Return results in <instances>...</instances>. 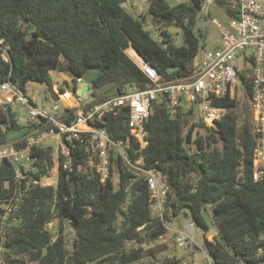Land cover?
<instances>
[{"label": "trees", "instance_id": "1", "mask_svg": "<svg viewBox=\"0 0 264 264\" xmlns=\"http://www.w3.org/2000/svg\"><path fill=\"white\" fill-rule=\"evenodd\" d=\"M124 1L0 0V83L11 80L27 93L30 82L46 84V93L57 100L50 74L57 69L75 81L84 78L91 103H96L124 83L147 85L130 49L164 81L191 76L206 43L200 25L206 0L175 5L148 0L149 17L133 16ZM213 3L225 8L229 20L238 17L235 0ZM169 26L182 30V45L176 44ZM240 79L242 89L219 102L228 113L216 127L207 126L194 106L179 105L172 113L166 100L158 98L142 150L130 138L127 107L106 117L104 126L113 138L129 139L130 160L141 158L142 166L159 172L168 185L162 217L150 208L152 193L143 173L118 158L112 177L102 181L78 147L73 169L61 165L56 184H34L24 193L20 220L5 225L0 234V264H180L181 258L166 253L170 244L157 240L181 215L210 231L204 213L218 231L203 244L212 264H264V178L253 179L252 79L247 73ZM19 110L0 104V146L15 140L9 138L12 131L24 130L19 138L27 135ZM37 155L33 177L40 179L54 167V148H39ZM16 185L23 187V182L5 163L0 197H9Z\"/></svg>", "mask_w": 264, "mask_h": 264}, {"label": "built area", "instance_id": "2", "mask_svg": "<svg viewBox=\"0 0 264 264\" xmlns=\"http://www.w3.org/2000/svg\"><path fill=\"white\" fill-rule=\"evenodd\" d=\"M214 0H206L204 10ZM237 18L230 19L227 25H217L221 32V42L214 49H207L194 62L192 75L183 79L164 81L159 71L146 61L136 50L138 58L128 54L148 79L144 88L135 84L119 85L115 92L105 99L91 103V99L77 94L80 85L86 84L84 78L77 77L74 89L55 85L57 100L46 93L51 107L39 105L37 99L29 95L11 80L0 83V104L11 105L27 112V135L0 146V168L9 163L15 172V178L22 180L23 187L14 188L9 197H0V234L5 225H15L20 220L19 212L24 193L31 185H53L51 171L49 175L35 179L38 171L39 148L50 146L45 142L57 140V178L62 165L64 170L73 169L76 149L81 147L87 154V160L94 167L102 181L112 177L115 162L121 158L127 165L143 173L152 193L150 208L163 216L168 185L159 172L142 166V159L132 162L129 157L130 142L115 139L104 126L107 116H116L128 108V128L130 138L139 143V150L148 144L146 123L150 117L153 103L165 99L169 111H176L179 105L195 109L198 106L201 118L209 127H216L228 113L227 106L219 104L227 97H234L239 88L241 73H247L252 79L253 123L256 135V147L253 153V179L264 178V0H235ZM2 42V41H1ZM130 51V50H128ZM241 58L244 67L240 68ZM89 84V83H88ZM19 109V108H18ZM73 115V116H72ZM71 117V118H70ZM39 120L41 124L36 123ZM74 151V152H73ZM54 159V158H53ZM57 163V165H56ZM21 183V182H20ZM56 184V183H55ZM9 186V184H8ZM192 228V221L187 226ZM178 245L183 246L187 239H194L189 230L173 229ZM3 239V238H2ZM1 250V247H0Z\"/></svg>", "mask_w": 264, "mask_h": 264}, {"label": "rangeland", "instance_id": "3", "mask_svg": "<svg viewBox=\"0 0 264 264\" xmlns=\"http://www.w3.org/2000/svg\"><path fill=\"white\" fill-rule=\"evenodd\" d=\"M170 4L175 5L179 2L186 1V0H167ZM123 6L125 10L129 13H131L135 17H149V2L148 0H125L123 3ZM210 13V15H209ZM202 19L200 20V25L204 28L206 31V43L205 48L201 49L199 56H201L205 50L207 49H214L216 48L220 42H221V32L220 28L217 25H227L229 22V19L226 15V10L224 7L218 6L217 4H211L208 7V10L202 12L201 14ZM217 23H216V22ZM147 29H152L151 25L146 27ZM171 32L174 35L175 42L177 45L183 44V36H182V30L179 27L176 26H169L168 27ZM152 35L154 38L159 39V35L152 31ZM6 57L7 54L5 53ZM238 65L240 68L244 67V63L242 62L241 58L238 60ZM51 76L55 84L61 86L62 84L66 85V87L70 89H74V77L66 72V71H60L57 69H54L51 71ZM107 87H103L102 89L105 90ZM242 89V80L239 78V89ZM28 93L37 99V103L39 105H46L48 107H51L52 104L50 101L47 100L46 95V84L38 83V82H30L27 85ZM242 93L239 92V95ZM92 93L90 92L88 95V99H91ZM197 114L201 117V112L199 110V107H196ZM19 117L24 116L26 119L28 118L27 112L25 109L19 110L18 112ZM24 125H27V122L23 123ZM24 130H16L9 133L10 139L19 138L20 135ZM46 145L51 144L54 148V160L57 155V140L54 138H50L45 142ZM57 165V163H56ZM52 174V180L53 184H55V178H57V166L54 168V170H51ZM188 221H192L190 218H187L184 215H181L177 218H174L171 222L168 223V232L165 234V236L159 238L157 242H168L170 244L171 249L167 251L170 256L175 255L178 258H181L182 262L180 264H212L203 249L204 239L207 237L209 240L213 239L214 236V230L210 229V231H205L201 227L197 226L193 221V229L195 231H192V228L188 225ZM52 223H50L51 225ZM173 229H184L189 230L188 234L194 235L195 238L192 240L187 239L183 246H180L176 242V236L174 235L175 230ZM163 255L165 253H162ZM161 254V255H162ZM164 257V256H163ZM162 257V258H163Z\"/></svg>", "mask_w": 264, "mask_h": 264}, {"label": "water", "instance_id": "4", "mask_svg": "<svg viewBox=\"0 0 264 264\" xmlns=\"http://www.w3.org/2000/svg\"><path fill=\"white\" fill-rule=\"evenodd\" d=\"M88 92H91V87H90V84L88 83L83 84V86L78 87L77 89V94L83 97H86ZM18 108L21 110V105H18ZM26 120L27 119L24 116L20 117L21 123H25ZM71 190H72V193H74L75 197H77V186L74 181H71ZM204 218H205L206 223L210 226V229L214 230V234H218V231L216 230L215 225L210 215L208 213H204Z\"/></svg>", "mask_w": 264, "mask_h": 264}, {"label": "bare ground", "instance_id": "5", "mask_svg": "<svg viewBox=\"0 0 264 264\" xmlns=\"http://www.w3.org/2000/svg\"><path fill=\"white\" fill-rule=\"evenodd\" d=\"M128 52H130L133 57L138 58L137 52L134 49H130Z\"/></svg>", "mask_w": 264, "mask_h": 264}, {"label": "crops", "instance_id": "6", "mask_svg": "<svg viewBox=\"0 0 264 264\" xmlns=\"http://www.w3.org/2000/svg\"><path fill=\"white\" fill-rule=\"evenodd\" d=\"M55 85H57V84H55ZM81 86H83V85H80V87H81Z\"/></svg>", "mask_w": 264, "mask_h": 264}]
</instances>
